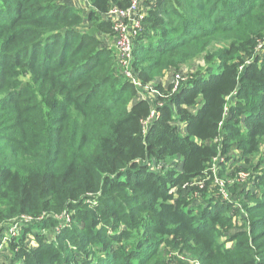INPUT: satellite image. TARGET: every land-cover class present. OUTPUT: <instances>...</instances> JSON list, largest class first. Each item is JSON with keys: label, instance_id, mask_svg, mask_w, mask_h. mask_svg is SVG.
Wrapping results in <instances>:
<instances>
[{"label": "trees", "instance_id": "obj_1", "mask_svg": "<svg viewBox=\"0 0 264 264\" xmlns=\"http://www.w3.org/2000/svg\"><path fill=\"white\" fill-rule=\"evenodd\" d=\"M88 1L92 26L112 36L107 15L130 2ZM151 6L136 87L64 0H0V225H46L7 243L12 264H264V168L230 185L235 199L215 183L238 166L219 160L230 151L264 159V0ZM203 55L207 69L174 93L141 96ZM179 158V172H158ZM58 220L73 227L44 242Z\"/></svg>", "mask_w": 264, "mask_h": 264}, {"label": "rangeland", "instance_id": "obj_2", "mask_svg": "<svg viewBox=\"0 0 264 264\" xmlns=\"http://www.w3.org/2000/svg\"><path fill=\"white\" fill-rule=\"evenodd\" d=\"M68 2L69 6L74 8L75 11H77L78 13H80L83 17H84V26L87 29V32L95 35L97 37H99L100 39H103V46H107V48H110L111 50H113V52L117 55L118 58V53L117 50L115 49V38L117 33L115 32L112 36H102L100 35V33L98 31H96V29L92 26V23H90L89 21V14L91 11V5L89 3L88 0H65ZM150 4V3H149ZM149 4L147 5L146 9L143 8L142 9V14L146 15L145 13L147 12V8L149 6ZM152 5V4H151ZM152 7V6H151ZM150 8V6H149ZM107 20L110 21L109 17H107ZM259 58H264V45H262L259 50ZM205 55L200 56L198 58H196L195 60H193L192 62L186 64V65H182L179 69H169L166 72H164V74L160 77H157L155 79V81L153 83H151L150 85H148L144 92L145 97L150 98V101L153 102V100H151V98H153V96H158V91L157 90V86L162 85L164 88H168L171 87L173 85L174 80L176 81L177 76L181 77V82H186L188 80H190V74H195L197 72L200 71H205L207 69L206 65H205ZM117 70L121 76V78H125L124 75V70L122 68V66L119 63V58L117 59ZM134 62V59H133ZM249 62V61H248ZM251 62V61H250ZM175 90H173L172 93H174ZM142 96V95H141ZM140 97V95H139ZM233 98V97H232ZM234 100L230 98V103H232V101ZM157 106H159L157 104ZM157 114V113H156ZM156 116V115H155ZM232 115L228 116V119L232 120ZM235 123L237 125H242L244 128V118L241 119H234ZM145 130H148L149 127V123H145L144 125ZM219 160L221 161H225V160H231L230 165L233 164L234 162H238V166H236V164H234L235 166L233 167V169L227 170L226 173L223 176H219V180L220 184L217 188H219L220 190H224L225 193L223 195V198L226 200L225 196L228 197V200L231 199V197H229V193H234L232 198H236L237 195L239 196V193L235 191V189L230 188V185L237 181L239 182L240 178L242 177L244 179L243 176H246V178H249V174H245L247 172H249L248 170H253V173L258 172L263 170L264 168V159L260 160V157H252L249 158V160L247 159V157H245L242 153H240L239 151H230L227 155H222ZM248 160V161H247ZM151 166H155L154 162L152 163ZM182 169V161L180 160V158L176 161V162H172L170 164L167 165L165 171L162 169L161 171L159 170L158 172H160L161 174L163 172L168 173V171H173V172H179ZM213 170L215 172H217V166H213ZM244 174V175H242ZM238 176V177H237ZM256 183V182H254ZM251 185L253 184V182L250 183ZM249 184V185H250ZM202 185V184H200ZM192 185H185L184 190L187 191L189 190V187ZM248 186V185H246ZM228 189V191H226ZM253 190V189H252ZM211 191V190H210ZM197 196V195H196ZM244 198V196L242 197V199ZM241 199V200H242ZM244 201H242L243 203ZM252 201L249 200H245V204L246 203H251ZM199 204H204L203 200H199L198 201ZM241 203V204H242ZM56 219V218H55ZM4 226V225H3ZM42 226H46L44 224V217H41L37 220H31V219H22V220H18L15 222H10L9 224H6L4 228H2V226L0 225V264H12V249L7 245V243L10 240L13 239H17L18 237H21L24 235V231L26 229L29 230V228H31L30 230L33 233H37L39 232V230L43 229ZM72 226V222L70 220L68 221H59L54 224V226L52 228H45L42 231V238L43 241H55L56 235L60 234V232L64 229H71ZM231 235V231H229L228 233H226V236H230ZM31 233L27 234V238H26V244L30 245L32 242H37V239L32 240V238L30 237ZM169 249H164V255L165 257H168V253H169ZM102 256L101 255H97L96 256V261L98 260V258ZM184 263H188V264H200L198 262H196L194 260V258L190 255H184L183 259H181ZM14 264V263H13ZM22 264V263H21Z\"/></svg>", "mask_w": 264, "mask_h": 264}, {"label": "built area", "instance_id": "obj_3", "mask_svg": "<svg viewBox=\"0 0 264 264\" xmlns=\"http://www.w3.org/2000/svg\"><path fill=\"white\" fill-rule=\"evenodd\" d=\"M130 2V7L127 9L113 8L107 15L110 21L113 23L114 30L117 33L114 44L115 49L118 53L119 63L123 68L124 75L129 79L136 87H141L140 82L134 75L132 69V63L135 53V41L136 39L144 33L143 20L145 15L142 14V9L151 4L156 3L157 0H128ZM149 6L147 10L149 9ZM181 77L177 76L176 81L173 84L176 91L181 83ZM143 96V95H142ZM144 97V96H143ZM146 98V97H144ZM155 115V113H154ZM244 175V174H242ZM241 177L239 182L244 183L247 180L246 176ZM219 179L215 180L217 186L221 185ZM224 195L225 191L221 190ZM226 200L228 197L225 196Z\"/></svg>", "mask_w": 264, "mask_h": 264}, {"label": "crops", "instance_id": "obj_4", "mask_svg": "<svg viewBox=\"0 0 264 264\" xmlns=\"http://www.w3.org/2000/svg\"><path fill=\"white\" fill-rule=\"evenodd\" d=\"M64 2H66V3L68 4L67 1L64 0ZM146 13H147V12H146ZM146 13H145V14H146ZM146 98H147V97H146ZM151 99L153 100V102L155 101L154 96H153V98H151Z\"/></svg>", "mask_w": 264, "mask_h": 264}]
</instances>
